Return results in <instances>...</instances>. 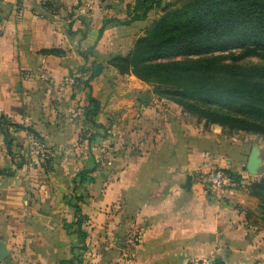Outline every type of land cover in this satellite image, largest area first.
<instances>
[{
    "label": "crops",
    "instance_id": "0c3cea01",
    "mask_svg": "<svg viewBox=\"0 0 264 264\" xmlns=\"http://www.w3.org/2000/svg\"><path fill=\"white\" fill-rule=\"evenodd\" d=\"M134 2L0 0V264H264L247 181L222 201L201 182L214 166L246 179L252 147L189 128L175 105L149 99L145 84L107 65L148 24L111 22L99 37L103 21L127 20ZM94 62L104 69L89 91ZM43 72L48 86L25 77ZM89 94L106 134L85 117ZM98 155L108 160L98 164ZM94 166V181L79 186Z\"/></svg>",
    "mask_w": 264,
    "mask_h": 264
},
{
    "label": "trees",
    "instance_id": "16d2710c",
    "mask_svg": "<svg viewBox=\"0 0 264 264\" xmlns=\"http://www.w3.org/2000/svg\"><path fill=\"white\" fill-rule=\"evenodd\" d=\"M154 10L159 16L148 23L128 53L110 57L107 65L121 76L132 75L150 85L159 99L179 106L204 126L217 125L228 134L264 135V0H135L127 20H105L99 37L111 22L127 26L145 21ZM247 59L259 63L244 64ZM103 69V64H91L84 81L87 90ZM88 104L85 117L106 134L94 120L99 102L89 94ZM0 125L5 126L2 118ZM97 136L92 134L89 141ZM223 171L241 187L239 174ZM94 172L95 166L80 172L79 186L92 183ZM245 188L258 200L264 225V178ZM74 209V226L84 239V219L77 204Z\"/></svg>",
    "mask_w": 264,
    "mask_h": 264
},
{
    "label": "rangeland",
    "instance_id": "374dc122",
    "mask_svg": "<svg viewBox=\"0 0 264 264\" xmlns=\"http://www.w3.org/2000/svg\"><path fill=\"white\" fill-rule=\"evenodd\" d=\"M159 14H160V12L158 10H154L153 12H151L149 17H148V20H147L148 23H150L153 19L157 18L159 16ZM106 26H108V25H106ZM177 59H181V58H177ZM243 63L244 64H256V63H259V60L258 59H247V60H244ZM43 73H45L44 74L45 77L47 75V77L49 78V75L46 72H43ZM143 84H145V83H143ZM144 91H146V94L148 95L147 97L149 99H154V100H158V101H162V100L166 101L164 99H159L157 97V95L152 93V87L150 85H148V84H145V90ZM169 104L175 105V104H173L171 102ZM175 107H176V109H180L179 106H177V105H175ZM180 111H181V109H180ZM183 114H185L187 126L189 128H198V129H201L202 131H205V132L209 128H211L212 131H214L215 133H218V134L219 133L220 134L223 133V135H225L229 139L228 141H231V143L241 144V143H245L246 142L247 143L246 145H248L250 148L253 145H257V147L259 149V152H260L261 159H262V163H263V165L261 167V170H260V174L257 175V176H250V175L246 174V175H248V177L246 176L248 179L247 178L246 179L245 178H241V179L243 181H247V183H251L252 181H258L259 179L264 178V135H254V134H247V133H242V132L228 134L226 132V130H222V128L217 126V125L204 126V122L198 121V119L195 116H191V115L186 114V113H183ZM213 126H216V127H218V129L220 128L221 130H218L217 128H214V130H213ZM215 129H217V130L215 131ZM90 152H92V151H90ZM99 154H101V153H99ZM93 158L95 159V162H98V164H100L102 160L104 162H105V160H108V159H104L103 157H101V155H98V158H95V157H93ZM214 169H217V166H214L213 168H211L210 171H212ZM210 171H208V172H210ZM206 174L201 176L202 177V181L201 182H202L204 190H205V184H206L204 182L205 181L204 177L206 176ZM246 185H244V188L246 187ZM247 193H248V191H247Z\"/></svg>",
    "mask_w": 264,
    "mask_h": 264
},
{
    "label": "built area",
    "instance_id": "2783aa9c",
    "mask_svg": "<svg viewBox=\"0 0 264 264\" xmlns=\"http://www.w3.org/2000/svg\"><path fill=\"white\" fill-rule=\"evenodd\" d=\"M44 74L45 73H27L25 77L39 79L44 82L46 86H48L51 84V80L47 77V75L45 77ZM49 88L50 87H48V89ZM204 179V182L206 183L205 192L209 198L215 201H222L228 193L238 188L237 183L221 169H214L208 172ZM191 264H214V261L210 257H200L193 260Z\"/></svg>",
    "mask_w": 264,
    "mask_h": 264
},
{
    "label": "water",
    "instance_id": "95a60500",
    "mask_svg": "<svg viewBox=\"0 0 264 264\" xmlns=\"http://www.w3.org/2000/svg\"><path fill=\"white\" fill-rule=\"evenodd\" d=\"M262 159L260 156L259 149L257 145H253L251 148V152L247 159L246 165L243 170L250 176H257L260 174V170L262 167ZM191 185V177L189 175L186 176V188L189 190ZM0 255H2V251L0 250Z\"/></svg>",
    "mask_w": 264,
    "mask_h": 264
}]
</instances>
